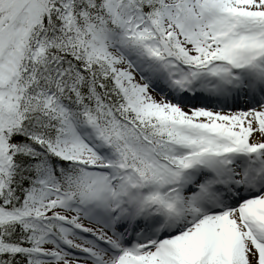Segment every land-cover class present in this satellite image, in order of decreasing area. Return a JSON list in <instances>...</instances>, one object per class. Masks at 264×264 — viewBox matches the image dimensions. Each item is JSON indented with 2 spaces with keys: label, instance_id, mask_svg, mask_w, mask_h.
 Segmentation results:
<instances>
[{
  "label": "snow or ice",
  "instance_id": "snow-or-ice-1",
  "mask_svg": "<svg viewBox=\"0 0 264 264\" xmlns=\"http://www.w3.org/2000/svg\"><path fill=\"white\" fill-rule=\"evenodd\" d=\"M0 264H264V0H0Z\"/></svg>",
  "mask_w": 264,
  "mask_h": 264
}]
</instances>
